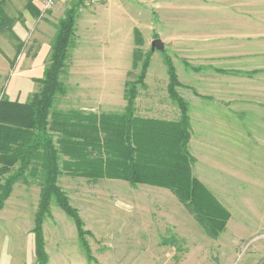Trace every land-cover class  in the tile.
<instances>
[{
	"label": "rangeland",
	"instance_id": "obj_1",
	"mask_svg": "<svg viewBox=\"0 0 264 264\" xmlns=\"http://www.w3.org/2000/svg\"><path fill=\"white\" fill-rule=\"evenodd\" d=\"M75 3L85 9V45L95 33L106 41L99 32L113 27L120 41L130 40L131 62L123 95L107 91L92 99V87L85 86V100L80 87L68 84L65 66L64 93L56 95L49 116L60 166L79 154L69 146L77 144L59 140L65 115L71 124L82 117L100 129L118 127L132 87L135 132L162 140L137 137L133 144L157 142L175 151L176 135L143 126L145 120L181 118L170 92V58L178 81L173 93L187 104L192 174L230 216L224 230L212 236L168 187L63 171L58 185L77 211L84 235L53 199L42 223L47 259L40 264H264V0H58L51 8L34 0H0V57L9 61V69L0 65V102L28 103L41 91L57 26ZM18 22L22 41L10 37ZM74 34L75 27L71 46ZM157 38L163 51L152 49ZM112 139L124 158L125 142ZM43 165L42 156L34 160L0 210V264H39L35 229Z\"/></svg>",
	"mask_w": 264,
	"mask_h": 264
},
{
	"label": "trees",
	"instance_id": "obj_2",
	"mask_svg": "<svg viewBox=\"0 0 264 264\" xmlns=\"http://www.w3.org/2000/svg\"><path fill=\"white\" fill-rule=\"evenodd\" d=\"M79 4H73L57 26L50 63L41 81V91L28 103L11 102L6 99L0 102V210L10 197L13 185L25 176L34 160L42 156L44 165L40 173L43 188L36 214L35 229L36 255L39 264L47 259L44 251L42 223L45 216L50 213L49 208L53 199L75 219L80 235H84L82 221L77 211L72 208L69 199L58 185L59 175L63 171L73 175L82 174L95 180L123 179L134 185L147 183L168 187L186 203L208 234L217 236L224 230L230 214L192 174L194 159L187 145L190 138L187 104L173 93L178 81L170 58H167L170 92L179 101L181 118L177 122L145 120L143 122L146 124L143 126L162 129L176 135L180 143L173 145L175 151L162 148L165 145L157 143H162V140L154 136L152 132L146 136L137 135L136 118L133 116L136 89L132 87L128 92L126 113L119 118L121 124L118 127L107 124L100 129L95 122L87 119L86 121L82 117L71 124L70 117L65 115L63 122L59 124L63 133L59 140L61 143L71 140L69 142L77 144L69 146L77 147L79 154H70L71 159L65 161L62 167L60 166V151L54 142L51 132L54 127L49 124V116L56 95L64 93L60 77L72 45L71 37ZM144 65L140 76L141 81L145 76L147 61ZM102 132L105 133L104 138L100 136ZM69 133L71 135L68 138ZM114 137L125 142V156L122 159L118 157L117 145H113ZM137 137L139 141L142 137L144 140L151 139L152 142L156 139L158 145H134L133 141ZM72 138L78 141H72Z\"/></svg>",
	"mask_w": 264,
	"mask_h": 264
},
{
	"label": "crops",
	"instance_id": "obj_3",
	"mask_svg": "<svg viewBox=\"0 0 264 264\" xmlns=\"http://www.w3.org/2000/svg\"><path fill=\"white\" fill-rule=\"evenodd\" d=\"M12 1L16 4L22 3V0ZM34 1H39V3L44 5V0L43 2L42 0ZM25 7L29 9L27 4ZM24 16L28 23L30 20L29 14H24ZM112 28H110L111 30L99 32V34L103 32L108 37V40L103 41V38L99 37L101 35L97 37L98 33H95L85 45V9H78L74 34L76 39L70 48L69 63L66 64V68H69L68 75L70 77L68 79L70 81L68 84L80 87L78 92L83 100H85V86L92 87L94 92L89 95L92 99L97 98L100 94H105L107 91L110 94L123 95L125 76L131 62L130 40L120 41V32L115 35L117 32L112 30ZM9 32L12 39L17 41L24 40L25 33L21 23L18 22ZM0 65L3 69H9L8 59L0 57ZM107 86L111 88L108 90Z\"/></svg>",
	"mask_w": 264,
	"mask_h": 264
},
{
	"label": "water",
	"instance_id": "obj_4",
	"mask_svg": "<svg viewBox=\"0 0 264 264\" xmlns=\"http://www.w3.org/2000/svg\"><path fill=\"white\" fill-rule=\"evenodd\" d=\"M152 49L163 51L165 49L164 42L162 39L157 38L152 41Z\"/></svg>",
	"mask_w": 264,
	"mask_h": 264
},
{
	"label": "built area",
	"instance_id": "obj_5",
	"mask_svg": "<svg viewBox=\"0 0 264 264\" xmlns=\"http://www.w3.org/2000/svg\"><path fill=\"white\" fill-rule=\"evenodd\" d=\"M93 3H101L104 0H91ZM58 2V0H44V5L45 8H51L52 6H54L56 3Z\"/></svg>",
	"mask_w": 264,
	"mask_h": 264
}]
</instances>
